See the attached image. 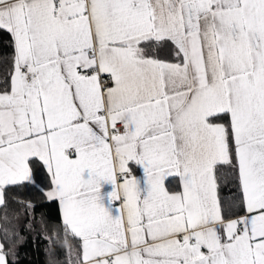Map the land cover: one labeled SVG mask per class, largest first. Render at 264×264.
I'll list each match as a JSON object with an SVG mask.
<instances>
[{
	"label": "snow or ice",
	"instance_id": "obj_1",
	"mask_svg": "<svg viewBox=\"0 0 264 264\" xmlns=\"http://www.w3.org/2000/svg\"><path fill=\"white\" fill-rule=\"evenodd\" d=\"M264 264V0H0V264Z\"/></svg>",
	"mask_w": 264,
	"mask_h": 264
},
{
	"label": "trees",
	"instance_id": "obj_2",
	"mask_svg": "<svg viewBox=\"0 0 264 264\" xmlns=\"http://www.w3.org/2000/svg\"><path fill=\"white\" fill-rule=\"evenodd\" d=\"M22 258L24 260V264H45L43 245L36 247L29 243L22 250Z\"/></svg>",
	"mask_w": 264,
	"mask_h": 264
}]
</instances>
